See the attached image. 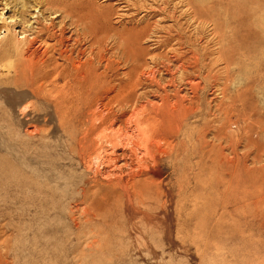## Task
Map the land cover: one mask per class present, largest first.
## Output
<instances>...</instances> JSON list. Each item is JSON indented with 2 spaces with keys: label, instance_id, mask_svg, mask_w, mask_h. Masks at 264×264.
I'll use <instances>...</instances> for the list:
<instances>
[{
  "label": "rangeland",
  "instance_id": "374dc122",
  "mask_svg": "<svg viewBox=\"0 0 264 264\" xmlns=\"http://www.w3.org/2000/svg\"><path fill=\"white\" fill-rule=\"evenodd\" d=\"M35 1L0 0V264H264V0ZM38 26L93 35L69 55L127 86L7 70ZM120 109L155 124L118 132L124 174L81 146Z\"/></svg>",
  "mask_w": 264,
  "mask_h": 264
},
{
  "label": "bare ground",
  "instance_id": "6f19581e",
  "mask_svg": "<svg viewBox=\"0 0 264 264\" xmlns=\"http://www.w3.org/2000/svg\"><path fill=\"white\" fill-rule=\"evenodd\" d=\"M30 1V0H29ZM33 0H31V2H32ZM35 1V0H34ZM43 1V0H42ZM45 2H46V0H45ZM44 2V3H45ZM23 3H24V1H23ZM30 2H28V4H29ZM35 3H36V1H35ZM47 3V2H46ZM25 4V3H24ZM27 4V3H26ZM25 6V5H24ZM27 6V5H26ZM46 6V5H45ZM65 9H64V11L63 12H65V14L69 17V18H71V23L73 24V25H75L76 26V19L77 18H74L75 16H74V10H73V8H71V6L69 7V6H67V7H64ZM24 10V9H23ZM25 10H27L26 8H25ZM51 10V9H50ZM49 11V10H48ZM78 12V11H77ZM81 13H83V12H81ZM80 15V14H79ZM84 16V15H83ZM90 16V15H89ZM67 17V18H68ZM84 18V17H83ZM86 18V17H85ZM95 18V17H94ZM72 19H74L75 21H73ZM98 19V18H97ZM74 23H73V22ZM84 22H86V21H84ZM51 23V22H50ZM80 23V22H79ZM92 23V22H91ZM49 25V24H48ZM81 25V23L79 24V25H77L76 27H79ZM83 25H86V23H84V24H82V27H83ZM92 26H93V24H92ZM52 27L53 26H41V27H39L38 26V28H36V33L34 34V35H32L31 34V32L29 31V30H24V32H23V37H21V39L23 40V42H25L26 43V48L25 49H23L22 51H21V55H22V59L21 60H18V62H17V64H16V66H15V68H14V66H9L8 67V69L7 70H10V71H14V69H15V71L16 72H14V73H17L18 72V69H19V67H18V65L21 67H24V74L26 73V72H28V73H30V75L31 76H35L36 74H41V73H43V74H46L47 76L48 75H56V76H58V77H63V78H66V77H72V78H80V80H78L77 82H70L69 84H67V85H64V88L66 87L67 89H73V88H77V87H84V88H95V89H98V90H107V91H109L111 94H116L117 92H119L120 90H122L123 88H125L126 86H127V83L126 84H119V85H109L108 84V87L106 86V85H104L103 83H101V82H93L92 80H94V79H92V77H95V78H98L99 79V77L101 76L99 73H97L95 70H93L92 71V69H88V67H89V63H87V62H85V61H81V60H76V59H73L72 58V56L71 55H69V51L67 50V43H73V41H74V43L76 42V43H78L79 41H82V40H80L81 39V36L80 35H76V37L74 38V39H72L71 40V38L72 37H66L65 36V34H64V31H62V30H60L61 32L59 33V34H57L56 32H55V30H54V32H52V31H50L51 29H52ZM81 27V26H80ZM94 27V26H93ZM80 30H82V29H80ZM84 30V29H83ZM44 32H46V33H54V36H52V38H54V41H55V44L54 45H52V46H48V45H46V41L44 42V41H42V42H44L45 43V46L44 47H42V45H41V47H40V42H41V40L42 39H44V37H43V35L42 34H44ZM79 32V31H78ZM51 34V35H52ZM126 35V34H125ZM48 36H49V34H48ZM83 36L85 37V39L83 40L84 42H85V40H87V38H89L90 37V40H91V38L93 37V35L91 36V35H89L88 33H84L83 34ZM113 37V36H112ZM111 37V38H112ZM115 37V39L117 38V36H114ZM114 37L112 38V39H114ZM128 37V36H127ZM97 39V38H96ZM99 39H100V37H99ZM102 40H104L103 38H101ZM119 39V38H118ZM127 39V38H126ZM92 40H93V38H92ZM128 40V39H127ZM72 41V42H71ZM113 41V40H112ZM105 42V41H104ZM114 42H115V40H114ZM38 43H39V46H38ZM49 43V42H48ZM75 43V44H76ZM81 43H83V42H81ZM88 43H90L89 41H88ZM92 43V42H91ZM90 43V44H91ZM121 43V41H119V44ZM50 44V43H49ZM86 44V43H85ZM94 44H96V45H98V51L99 50H101V40L99 41V40H97ZM106 44H107V42H106ZM110 44V43H109ZM113 44V43H112ZM112 44H110V45H112ZM116 44H118L117 42H116ZM118 44V47L119 46H121V47H119V49L120 48H122V47H124L123 45H119ZM123 44V43H122ZM96 45H95V47H96ZM114 47H115V45H113ZM113 46H112V48H113ZM90 47H91V45H90ZM116 47H117V45H116ZM117 47V48H118ZM114 50H115V48H114ZM88 51V50H87ZM119 51H121V49L119 50ZM115 52V51H114ZM117 52H118V49H117ZM56 53H58V55H59V57L63 60V61H65V64L66 65H64V66H61V64H59V63H57L58 61H56L55 59H54V55H56ZM79 53H83V52H79ZM18 54V53H17ZM18 56H19V54H18ZM57 56V55H56ZM124 57V56H123ZM78 58V57H77ZM81 59V58H80ZM62 60L61 61H59V62H62ZM104 60V59H103ZM102 60V61H103ZM100 62V61H99ZM102 65V64H101ZM127 66V65H126ZM110 69V66H106V70L108 71ZM22 71V72H23ZM103 71V70H102ZM92 73H94L95 75H93ZM129 73V72H128ZM104 75L106 74V72L105 73H103ZM126 76V75H125ZM127 76H128V74H127ZM129 78V77H128ZM27 80H28V78H27ZM50 80V79H49ZM55 82H50V83H48V86H50V85H52V84H54ZM114 84H116V83H114ZM47 86V85H46ZM45 86V87H46ZM16 87H17V85H16ZM51 87V86H50ZM55 87H56V85H55ZM40 88V87H39ZM34 89V88H33ZM43 88H41V90H42ZM122 92V91H121ZM105 97V96H104ZM119 97H121V96H118V99H116V98H113L109 103H107V105L106 104H104L103 103V105H105V106H109V105H111V106H113V105H117V106H121L120 108H123V106H127L128 104H129V99H127V100H124V102H121L120 100H119ZM108 98H111V97H108ZM96 101H98V100H95V102ZM99 102V101H98ZM105 102V101H104ZM98 104V103H97ZM92 105V104H91ZM98 105H100V104H98ZM129 106V105H128ZM110 107V106H109ZM168 107V106H167ZM98 108H99V106H98ZM104 108V107H103ZM114 107H112V109H113ZM127 109H128V107H126ZM85 109H87V108H85ZM101 109V108H100ZM110 109V108H109ZM125 109V108H124ZM136 109V108H135ZM168 109V108H167ZM105 110V109H104ZM144 110V109H143ZM106 111V110H105ZM112 111V110H111ZM113 111H114V109H113ZM92 112H94V110H92ZM108 112V111H107ZM107 112H106V114H107ZM121 114L120 115H116V114H113V113H111V114H113V115H109V116H107V117H105L104 118V122H103V133L100 131V134L98 135V132L94 135V137L95 136H97V138L96 139H90V138H88V137H85V139L84 140H82V142H81V146H82V148H83V151H84V153L85 154H88V155H91L92 153H94V159H96V160H102V164L103 165H105V167H107V166H109V167H111V166H113L114 168L113 169H117L118 171H120V173H122L121 171V169H122V165L125 163L126 165H129L130 167H131V165H133L134 166V163H137L136 161H137V156H135L136 155V153H135V147L132 149L131 147H133V146H131V147H129L130 145L129 144H127V141L124 139V141H126V143H123L124 141H122V139H121V136H120V140H116V138L120 135V133L122 132V137H123V131H124V133L125 134H127V132H129L128 131V129L125 131V127H128V124H130V122L132 121V119L130 120H128L127 118H125L126 117V113L125 112H123V110L122 109H120V111H119ZM118 112V113H119ZM104 112H102L101 114H103ZM117 113V112H116ZM117 113V114H118ZM166 114H167V112H166ZM105 115V114H104ZM135 115H139L138 113L137 114H135ZM174 115V114H173ZM101 117H104V116H101ZM131 117V116H130ZM138 117V116H137ZM150 117V116H149ZM160 117V116H159ZM165 117V116H164ZM132 118V117H131ZM95 119V118H94ZM93 119V120H94ZM98 119V118H97ZM100 120H103V119H101V118H99ZM111 119V120H110ZM124 119H126V120H128V122L126 121V122H124L123 120ZM146 122V123H151L153 126L155 125L154 123H153V121L150 119V118H142V117H138V118H136L135 120H133L131 123H133V125L136 127V128H138V127H140V125L141 124H143V123H141V122ZM94 122H95V120H94ZM107 123H109L108 124V126H107ZM171 124V123H170ZM92 126V125H91ZM90 126V127H91ZM107 126V127H106ZM163 126H164V123H163ZM118 128V129H115V128ZM134 128V127H133ZM160 129V128H159ZM129 130H131V129H129ZM143 130H145V129H143ZM94 131V129H92L91 130V132H93ZM131 131H133V129L131 130ZM141 131V130H140ZM160 131V130H159ZM118 132H119V135L117 136V134H118ZM154 132V131H153ZM132 133H134V132H132ZM143 133V132H142ZM145 133H147V131L145 132ZM155 133V132H154ZM161 133V132H160ZM133 135V134H132ZM137 135V134H136ZM135 135V136H136ZM145 135V134H144ZM143 135V136H144ZM117 136V137H116ZM142 136V137H143ZM116 137V138H115ZM126 137H127V139H128V142H129V136H127L126 135ZM119 138V137H118ZM136 138H138V137H136ZM140 138V137H139ZM138 138V139H139ZM144 139H146V137H144ZM157 139L159 140V138H158V135H157ZM156 139V140H157ZM131 140H133V139H131ZM158 140L156 141V142H158ZM119 141H121L120 143H119ZM106 143L105 145L106 146H108V145H110L109 146V149L110 148H112V150H111V152L108 150V152H106V153H104L103 151V149H105V147L103 148V144L102 143ZM143 142V141H142ZM152 142H154L155 143V141L153 140ZM161 142H162V140H161ZM130 143V142H129ZM132 143V142H131ZM134 143H136L137 144V141L135 142L134 141ZM139 143H141L140 141H139ZM108 144V145H107ZM135 144V146H137ZM129 145V146H128ZM140 145V144H139ZM142 145H143V143H142ZM156 145V144H155ZM158 145H160V147H161V143L159 142V144ZM141 146V145H140ZM144 146V145H143ZM142 146V147H143ZM158 147V146H157ZM157 147H156V149H157ZM141 148V147H140ZM140 148L138 147V149H139V151L138 152H140ZM143 149V148H142ZM142 149H141V152H142ZM101 150V151H100ZM107 150V149H106ZM144 150V149H143ZM146 151V150H145ZM157 152V151H156ZM144 153V152H143ZM147 153V152H146ZM104 154V155H103ZM104 157H103V156ZM142 155V154H141ZM89 158V157H88ZM95 160V161H96ZM142 160H143V158H142ZM141 160V161H142ZM129 161V162H128ZM140 163V162H139ZM141 163H143V162H141ZM89 164V163H88ZM100 164V163H99ZM98 165V164H97ZM101 168H102V166H101ZM105 169V168H104ZM125 169V168H124ZM138 169V168H137ZM107 170V169H106ZM111 170V169H110ZM116 170V171H117ZM114 171V170H113ZM133 171H134V167H133ZM137 170H135V172H136ZM128 172V171H127ZM108 173H109V171H108ZM117 173V172H116ZM119 173V172H118ZM137 173H139V172H137ZM110 174V173H109ZM122 174H124V173H122ZM126 174V173H125ZM130 174H132L133 175V173H131L130 172ZM135 174V173H134ZM110 175H112L113 176V174H110ZM127 175L129 176V174L127 173ZM138 175H140V174H138ZM122 176V175H121ZM134 177H135V175L134 176H130V178H133L134 179ZM139 177V176H138ZM140 177H141V175H140ZM119 178V177H118ZM136 179H137V177H136ZM128 180V179H127ZM131 181H132V179H130ZM122 181V180H121ZM128 182H129V180H128ZM128 184V183H127ZM131 185V184H130ZM132 186H134L133 184H132ZM134 188V187H133ZM131 192H132V190H131ZM123 194V193H122Z\"/></svg>",
  "mask_w": 264,
  "mask_h": 264
}]
</instances>
